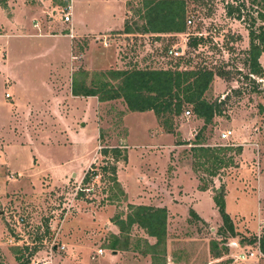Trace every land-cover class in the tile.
Returning <instances> with one entry per match:
<instances>
[{"label":"rangeland","instance_id":"rangeland-1","mask_svg":"<svg viewBox=\"0 0 264 264\" xmlns=\"http://www.w3.org/2000/svg\"><path fill=\"white\" fill-rule=\"evenodd\" d=\"M3 1L0 264H16L13 252L24 247L35 249L28 264L50 263L54 258H68L75 264H150L141 251L144 240L152 241L142 230L132 226L127 235L115 236L105 227L114 226V216L123 219L128 204L166 208L164 254L160 255H165V264H264L257 242L248 243L264 236V54L258 59L261 75L252 79L258 92H251L242 65L249 45V18H256L259 6L250 0L186 2L183 33L152 34L141 32L140 0ZM226 3L242 4L238 20L234 12L225 14ZM70 5L74 35L84 34L79 38H69L70 25L62 22ZM36 22L46 29L41 33L54 36H33L39 33L32 27ZM260 24L264 27L255 19L253 28ZM193 38H200L194 47L188 45ZM168 50H177L178 57L168 55ZM176 62L181 70L205 67L222 73L213 77L204 93L207 101L222 104L220 115L201 133L203 145H229L240 151L218 154L224 161L230 156L233 165L220 167L213 176L206 171L209 163L204 165L190 151L202 127L190 106L183 110L189 116L182 112L173 118V135L160 133L156 140L152 135L158 126L150 111L129 112L120 99L98 102L96 97H69L72 79L86 86L96 81L115 86L117 81L108 71L162 69ZM4 93L10 98L5 99ZM226 129L232 135L220 140ZM176 142L181 145L173 147ZM115 147L126 157L115 163L124 196L109 200L116 191H108L111 184L99 176L81 184L90 191L78 195L76 186L90 166L113 163L112 156H102L101 150ZM4 160L16 173L4 172ZM61 175L65 179L58 180ZM219 188L229 225L222 222L212 202ZM195 206H202V212H195ZM114 236L121 243L127 237L125 250L107 248ZM97 250L102 254L97 255ZM111 252L119 254L110 263Z\"/></svg>","mask_w":264,"mask_h":264},{"label":"trees","instance_id":"trees-1","mask_svg":"<svg viewBox=\"0 0 264 264\" xmlns=\"http://www.w3.org/2000/svg\"><path fill=\"white\" fill-rule=\"evenodd\" d=\"M203 0H140V9L137 12L143 20L144 26L141 28L142 33L152 34H170L183 33L185 24V6L186 2H201ZM256 6H259V11H255L256 18H249V26L247 30L248 48L244 52V60L242 65L246 68L245 78H248L251 84V92H258V84L254 82L255 77H260L261 66L258 59L261 54H264V27L260 24L253 28L255 19L259 22H264V0H250ZM4 5V1H0V5ZM227 16L233 12L236 13V19L241 17L242 4L235 7L226 3ZM124 31L129 32V29L124 23ZM200 38H193L189 41V46H196ZM179 61V60H178ZM180 62H176L168 68L162 69H138L129 68L124 70H112L107 73L111 78L117 81V84L111 85L106 81H96L86 86L82 81L71 80L70 95L72 97H96L98 102H106L120 99L129 112H147L150 111L155 118L158 128L165 134L173 135V118L179 117L186 106H190L191 114L202 122V127L195 134L190 151L198 158L203 159V164L209 163L210 169H206L210 176L220 167L225 168L232 166V158L228 156L225 161L218 154H223L229 151H235L239 154V148L232 146H215L208 147L203 145L201 133L206 126L211 125L212 119L220 115L221 101H207L204 98V93L209 89L210 83L214 76L222 75L220 70H211L205 67L194 69L179 68ZM84 74L85 72H80ZM175 145H181L176 142ZM120 148H104L100 154L105 156L110 154L113 163L105 164L98 168L90 166L89 172L86 171L82 177L81 184L88 185L94 177L99 176L101 179H106L111 186L108 191H116L111 195L109 200L115 199L117 195L124 196V193L119 188V184L115 176V163L117 161H125L126 157ZM202 164V165H203ZM203 190V188H200ZM84 192H77L78 195H83ZM212 202L216 207L217 212L224 224L229 225V218L224 210V200L222 190H215L212 196ZM128 212L124 218L119 216L111 218V222L116 226L119 235H127L132 226L143 231V233L154 239V243L149 245L145 240L143 255L150 256V264H165L163 258L159 257L164 254L165 242V226H166V210L164 208H153L143 205H127ZM229 230L231 228L229 227ZM118 237H113L108 244V249H115L116 246H122V250L127 247V237L123 243L119 242ZM257 250L264 255V236L258 239L251 238L248 243L256 244ZM121 243V244H119ZM215 247L214 243H212ZM137 248V246L135 247ZM133 248V249H135ZM35 252V249L24 247L22 250L15 249L13 252L16 264H28L29 257ZM26 253V257L23 254Z\"/></svg>","mask_w":264,"mask_h":264},{"label":"crops","instance_id":"crops-1","mask_svg":"<svg viewBox=\"0 0 264 264\" xmlns=\"http://www.w3.org/2000/svg\"><path fill=\"white\" fill-rule=\"evenodd\" d=\"M48 1L49 0H46V4L48 3ZM101 1H103L105 4L106 3H109V2H113V1H115V0H101ZM124 5V4H123ZM28 7H26V9H27ZM125 8H124V13H123V17H124V14H125ZM69 13H70V16H71V5H70V7H69ZM45 25V24H44ZM43 26V25H42ZM42 26L39 24V23H35V24H33L32 25V27L33 28H35L39 33L38 34H35V35H33V36H36L37 38H51V37H53L54 35H49V34H47V33H41V32H44L46 29H41L42 28ZM70 27H71V17H70ZM117 29H120V27L119 28H117ZM41 30H44V31H41ZM71 30H72V35H74L75 34V32L73 31V28L71 27ZM114 30V29H113ZM108 31H110V30H108ZM82 35H84V34H82ZM82 35H79V36H77V35H74V37L75 38H79L80 36H82ZM85 36H87V35H85ZM3 58L4 57H2V60H3ZM3 63V62H2ZM52 92L54 93V90H52ZM55 95H57L56 93H54ZM69 97H70V99L72 100V99H75L76 97H72L71 95H70V90H69ZM10 98V94H9V97L8 98H5V99H9ZM84 98V97H83ZM55 104H56V101H55ZM58 104V103H57ZM56 104V105H57ZM156 130H155V135H152V136H154V138H156V140H157V138L159 137V136H161V135H163V137L164 136H166V135H164L165 133L164 132H162V130L160 129V128H155ZM227 130V129H226ZM8 131L10 132V129H8ZM223 131H225V130H223ZM222 131V132H223ZM160 133H161V135H160ZM167 135H169V134H167ZM155 144V143H154ZM175 145V144H174ZM178 146H180V145H175V146H173V147H178ZM0 152H2L1 150H0ZM2 160H1V154H0V162H1ZM94 162V159L93 160H89V162L86 164V166H85V170H87V168L90 166L89 164H91V163H93ZM33 163H35L36 164V159L35 158H33V162H32V164ZM88 166V167H87ZM3 169H4V172H11L12 171V173H16V171H17V169L16 168H14L13 167V165L11 164V163H9V161L8 160H4V164L1 166ZM87 167V168H86ZM84 170V171H85ZM73 172H71L70 173V175L72 174ZM82 173V172H81ZM74 174V173H73ZM69 175V176H70ZM73 176V175H72ZM65 175H61L60 177H59V179L58 180H60L61 178H62V180L63 179H65ZM57 180V181H58ZM257 187V186H256ZM257 192H258V194L259 195H261L260 194V191L259 190H257ZM198 194L199 195H203V193H200V192H198ZM205 195V194H204ZM200 197H202V196H200ZM225 199H227L226 197H225ZM205 201H207V205H212V204H210V198H206V200ZM212 203V202H211ZM165 210H166V208H164ZM195 212H202V206L201 207H199V208H197V206H195V210H194ZM167 210H166V217H168L167 216ZM65 225H68V223H66ZM106 227V229L107 230H109L111 233H112V235H115V236H117L118 235V233H119V231L117 230V228H116V226H115V230H114V228H112V227H114V226H111V228L113 229H111V228H108V227H110V226H105ZM148 238V237H147ZM149 239V238H148ZM150 240L152 241V242H150V244L149 245H152L153 243H154V239L153 238H150ZM106 249H104V251H105ZM112 251V250H111ZM130 251H132V252H135L134 254H137V251H136V249H133V248H131L130 249ZM114 254V252H111V254L109 255V260H108V262H110L111 263V261L113 262L114 260H118V258H117V256H118V254L119 253H117L116 255H113ZM112 255V256H111ZM142 256V255H141ZM144 257H148L149 258V260H150V256L149 255H145ZM160 257V256H159ZM161 258H163V259H165V255H164V257L163 256H161ZM151 261V260H150ZM66 263H69V264H75L74 262H72V260L71 259H68V258H65V259H60L59 260V258L58 259H56V258H54L53 260H50V263H46V262H44V263H42V264H66ZM117 263H119V264H122V262H120V261H117Z\"/></svg>","mask_w":264,"mask_h":264},{"label":"built area","instance_id":"built-area-1","mask_svg":"<svg viewBox=\"0 0 264 264\" xmlns=\"http://www.w3.org/2000/svg\"><path fill=\"white\" fill-rule=\"evenodd\" d=\"M70 17H71V16H70L69 11L66 12V13H64V14L62 15V22L70 25ZM67 36H68L69 38H73L71 27H68V34H67ZM104 41H105V40H104ZM104 41H102V44H103L104 46H107L106 43H105ZM168 55H173V57H178L179 53H178L177 50H175V51L168 50ZM8 97H9V94L4 93V98H8ZM183 115H184L185 117H187V116L190 115V112H189V111H185V112H183ZM231 135H232V132H231L230 130H225V131H223V132H221V133L219 134V139H220V140H227ZM96 178H97V177H94V178L91 180V182H93L94 179H96ZM81 180H82V178H81ZM81 180H80V182H78V184H77V186H76V193L79 192V191H82V192H84V191H86V192L90 191V188H89V187H86V188H84V187H81V188H80V187H79V186H81ZM91 182H90V183H91ZM19 221H22V219L20 218ZM62 248H63V247L61 246L60 249H62ZM96 254H97V255L102 254L101 250H97Z\"/></svg>","mask_w":264,"mask_h":264}]
</instances>
